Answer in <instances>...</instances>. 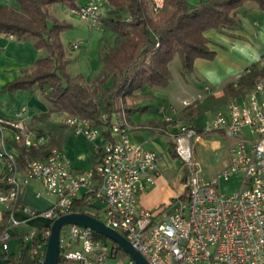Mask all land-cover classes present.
Instances as JSON below:
<instances>
[{"label": "built area", "instance_id": "2783aa9c", "mask_svg": "<svg viewBox=\"0 0 264 264\" xmlns=\"http://www.w3.org/2000/svg\"><path fill=\"white\" fill-rule=\"evenodd\" d=\"M148 14L155 19L164 0H146ZM104 0H89L70 10L90 29L101 25ZM81 42L70 44L71 50ZM165 120L170 121V117ZM117 140L108 142L94 170L73 174L69 162L58 149L45 159L28 158L23 171L14 153L7 148V133L24 147L41 146L43 138L31 141L23 136L18 123L0 119V204L8 213L6 228L0 234V246L8 254L9 229L20 224L19 211L28 218L41 217L50 224L40 232L22 238L35 264H43L50 226L57 218L72 213L74 199L85 190L86 206L101 204L98 215H91L122 235L148 264H264V76L243 97L230 99L216 110L200 130L192 124L181 125L173 136L174 151L185 168V197L177 200L168 213H153L140 206L139 195L151 186L157 175L159 156L133 144L127 137L124 116L101 114ZM63 125L73 134L94 140L99 130L86 119L64 115ZM221 132L235 139L229 162L223 169L204 178L193 159L192 141ZM241 176L240 189L224 194L220 184ZM37 181L43 190L35 198H52L50 207L38 211L22 204L20 194L30 182ZM89 229L69 225L59 235V258L71 264H134L128 256L120 258Z\"/></svg>", "mask_w": 264, "mask_h": 264}, {"label": "trees", "instance_id": "16d2710c", "mask_svg": "<svg viewBox=\"0 0 264 264\" xmlns=\"http://www.w3.org/2000/svg\"><path fill=\"white\" fill-rule=\"evenodd\" d=\"M14 1L17 8L0 6V33L17 40L31 38L35 49L44 50L46 56L35 61L28 72L7 83L1 91L30 92L36 87L41 89L42 99L50 105L42 117L52 113L75 116L88 120L93 127H108L101 121L103 112L107 116L113 113L122 116L128 112L126 99L135 100L133 92L136 90L144 86L167 88L171 81L169 64L175 57L179 59L181 77L193 73L195 60L212 61L216 53L211 50L205 32L234 29L238 24L235 12L243 5L252 2L264 12V0H201L194 6H189L187 0H164L162 10L153 19L148 14L146 0H104V9L110 15L102 19L101 24L115 34L114 45L100 52L104 64L102 74L90 86H84L81 76L68 74L69 60L60 38L72 25L50 13L51 6L56 4L69 10L77 9V0ZM120 14L127 18L115 17ZM259 75L264 76V68L258 72L249 71L235 85H225L223 95L209 97L200 104V110H214L230 98L245 95ZM109 78H112V85L106 88L104 84ZM171 150L177 158L174 143ZM48 154L43 148L33 146L19 150L20 169H26L27 157L44 159ZM185 191L180 200L184 199ZM71 211L86 213L82 200L74 199ZM7 217L8 213L4 212L0 234L6 227ZM94 236L110 244L118 257H127L117 245L97 234ZM0 258L16 264H35L25 247L17 256L0 255ZM63 263L59 258L58 264Z\"/></svg>", "mask_w": 264, "mask_h": 264}, {"label": "crops", "instance_id": "0c3cea01", "mask_svg": "<svg viewBox=\"0 0 264 264\" xmlns=\"http://www.w3.org/2000/svg\"><path fill=\"white\" fill-rule=\"evenodd\" d=\"M199 1L201 0H187V3L189 6H194ZM88 2L89 0H77L78 6L85 5ZM0 6L17 8V4L14 0H0ZM53 7L51 6L50 11ZM60 7L63 15L62 17L60 16V18L71 24L69 18L73 17V15L70 10L62 5H60ZM256 9L261 13L255 12ZM238 13H240V20L237 19L238 24L234 29H224L220 31L209 30L205 32V36L211 42L210 48L216 55L212 61L195 60L194 71L189 75H195L197 72L199 74V76H195L197 81H206L213 85L212 88L217 89L221 88L222 83H227L222 79L223 76L219 73L216 64L218 51L227 52L231 57H240L246 62L245 68L264 58V12L259 10L256 4L248 2L235 12V17ZM254 16L259 17V19H256ZM94 29L103 32L106 30L102 24ZM111 33L112 41L110 43L105 41V39H101L100 41L97 61L98 68L95 70L96 78L102 74L104 67L100 58V52L112 48L114 45L115 34L112 31ZM225 34L237 36V38L234 37L230 39L227 38L228 36ZM210 36L222 42L225 41L228 43V46L214 43ZM74 42H81V47L83 45L82 41ZM216 46H220V48ZM45 56L46 52L44 50L35 49L33 39L24 38L17 40L12 36L0 33V119L18 123L22 127L23 136H27L31 141L43 138L44 144L41 146H34V148H43V151L48 152L52 149L60 150L69 162V170L71 173L81 174L90 172L94 170L95 166L99 163L104 146L108 142L117 140L118 136L111 134L109 128L102 125L97 127L99 130L98 136L94 140H87L82 135L73 134L62 124L64 115L52 113L45 118L42 117L48 112L50 105L42 99L40 94L41 89L36 87L30 92L18 91L10 93L1 91L7 83L22 76L25 72H28L35 61ZM239 71L237 70L234 76ZM183 78L185 79V77ZM81 81L84 86H90L93 82V80L90 81L87 77L82 76ZM106 84L107 86H104L109 88L112 85V78H109ZM169 86L170 85H168V87ZM168 87L161 89L144 86L136 90L133 92V96H135L136 99H126L128 112L122 115L128 125L127 137L129 141L133 144L141 145L145 150L154 152L159 156L157 175L154 178L153 184L139 195L140 206L153 213L155 217H157L161 211H165L166 213L170 212L172 210V205L177 200H180V197L183 196L185 191L184 182L186 172L184 165L172 154L171 150L173 136L177 133L179 126L185 125L182 122H178L179 119L177 117L183 115V110L185 108H189L190 111L194 109V106L191 107L190 103L198 101L195 106L198 109L197 113L196 115H191L190 124L200 128L213 116L216 110L223 108L230 99L241 98H230L225 104L214 110H200V104L202 102L209 97L219 98L223 95V92L220 96L210 95L204 96L202 100H196L191 95L176 98L171 94ZM118 103L120 104V102ZM197 114H201V118L196 117ZM113 115L115 116L116 114L113 113ZM166 117H170V121L165 120ZM13 134V130H9L7 133V148L18 158L19 150H25L26 147L21 143L14 142ZM217 137L226 139L230 144V148L235 143V139L229 138L221 132H214L206 135L197 142H203L207 147L217 150L221 147V143L217 140ZM194 155L196 157L195 151ZM228 162L229 158H227L224 163L227 164ZM2 170L3 164L0 162V176ZM42 190V185L39 182H30L21 191V203L38 211L47 210L53 199H37L34 196L36 192ZM75 199L82 200V205H84V210L87 214L95 216L99 214L98 209L101 206L99 202L95 201L91 207L85 205L84 200L87 199L85 190H80ZM4 212V207L0 204V225L2 224ZM14 217L20 224L15 227H10L9 229L10 239L8 242L7 255L17 256L23 247H25L22 243L23 236L32 231L40 232L48 222L41 217L30 219L19 211L15 212ZM5 225H7V220ZM0 255H5L2 249ZM63 264L71 263L64 262Z\"/></svg>", "mask_w": 264, "mask_h": 264}, {"label": "rangeland", "instance_id": "374dc122", "mask_svg": "<svg viewBox=\"0 0 264 264\" xmlns=\"http://www.w3.org/2000/svg\"><path fill=\"white\" fill-rule=\"evenodd\" d=\"M254 4V3H252ZM53 7V6H52ZM255 12H260L257 9ZM51 15L55 18L62 20L60 16L62 17L61 13V7L60 4L54 5L53 9L50 11ZM261 13V12H260ZM263 14V13H262ZM108 15H110L109 11L104 9L103 15L101 17L105 19ZM119 18H127L125 14H120L118 16ZM255 17V16H254ZM238 20H240V13L236 16ZM256 19H259V17H255ZM69 20L71 21L72 27L66 30L61 34V42L63 46L66 49V56L69 59V64L67 67V72L70 76H82L87 77L88 80H94L96 79L95 76V70L98 68L97 61H98V53H99V47H100V41L101 39H105L107 42L112 41V33L110 29H106L104 32L96 29H88L87 25L83 23L80 19L77 17H70ZM228 37L227 38H237V36H231L228 34H225ZM212 41L214 43H219L220 45H227L225 41H221L218 39H215L213 36H210ZM74 41H82L83 45L81 48L71 51L70 50V44ZM216 45V44H214ZM218 47V46H216ZM220 48V46L218 47ZM229 54L224 51H218L217 52V67L219 73L222 74L224 81L227 83H222L221 88H212L213 85L209 84L206 81L199 82L195 79V76H199V74L196 72L195 75H186L185 79L181 77L179 73L180 69V63L178 57H175L173 61L169 64V70L172 74V81L170 82L169 91H171V94L175 96L176 98L186 97L191 95L196 100H202L204 96H220L223 92L224 86L226 84H237L238 79L241 76L246 75L249 71H259L261 68H264V58L257 61L255 64L245 68L246 62L243 61L240 57H227ZM227 58V59H225ZM245 68L242 71H239L241 69ZM237 74L234 76V73L236 71ZM261 75H259L255 82L258 80V78ZM201 80V79H200ZM108 81V80H107ZM107 81L104 85L107 86ZM187 81V82H186ZM224 85V86H223ZM212 88V89H210ZM246 93V92H243ZM204 94V95H203ZM203 95V96H201ZM242 96L239 97H243ZM198 101H195L191 104V107L194 106V109L185 108L183 110V115L181 117H177L179 120L178 122H182L185 125L190 124V117L191 115H196L197 108L195 107ZM182 113V112H181ZM203 115V114H202ZM196 117L201 118V114H197ZM63 124V122H62ZM209 135V134H207ZM206 136V135H205ZM204 136H202L203 138ZM217 140L221 143V147L217 150L212 149L211 147H207L203 142H193L192 141V148H193V159L198 162V164L201 167L202 173L201 175L204 178H211L212 176H215L218 174L224 166V162L227 158H229V142L224 139L223 137H217ZM194 151L196 153V157L194 155ZM39 159V158H37ZM240 183H241V176L234 177L230 179L228 182L221 183V192L224 194H230L238 191L240 189ZM1 252V249H0Z\"/></svg>", "mask_w": 264, "mask_h": 264}, {"label": "water", "instance_id": "95a60500", "mask_svg": "<svg viewBox=\"0 0 264 264\" xmlns=\"http://www.w3.org/2000/svg\"><path fill=\"white\" fill-rule=\"evenodd\" d=\"M74 225L91 230L93 233L104 237L109 242L117 245L134 264H148L146 260L132 248L129 242L115 230L105 226L90 214L70 213L54 220L50 226L47 238L43 264H58L59 261V235L63 227ZM0 264H16L13 260L0 258Z\"/></svg>", "mask_w": 264, "mask_h": 264}]
</instances>
